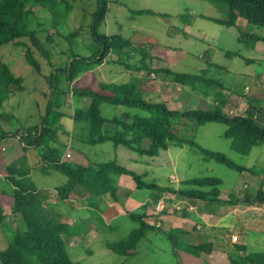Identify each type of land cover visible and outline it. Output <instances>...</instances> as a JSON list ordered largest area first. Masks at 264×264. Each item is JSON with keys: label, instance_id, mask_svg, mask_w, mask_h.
<instances>
[{"label": "rangeland", "instance_id": "rangeland-1", "mask_svg": "<svg viewBox=\"0 0 264 264\" xmlns=\"http://www.w3.org/2000/svg\"><path fill=\"white\" fill-rule=\"evenodd\" d=\"M63 1H65L63 6L57 8V11L61 12L57 14L58 31L50 22L55 1L45 3L43 8L36 11V16L31 21L32 28L46 29V33H39V37L41 40H46L50 50L49 60H45L38 52H33L40 62V72L34 71L26 63L23 57L24 47L17 44V40L0 47L1 60L10 65L15 75L23 78L24 86V91L11 89L3 97L0 127L4 131L30 132L33 126L39 125L40 114L49 95L45 81L49 69L63 67L70 58L71 51L88 54V48L94 45L89 26L96 0ZM66 4L71 6L70 12L65 11ZM140 8H150L166 13L167 16L130 13V10ZM198 14L223 17L224 5L218 8L206 0H108L105 20L99 30L106 35H119L130 40L134 51L122 56L123 59L126 58L124 62L127 60L132 65L137 64L143 52L150 56L146 62L151 68L169 67L175 71L188 73H197L200 69L206 68V77L219 81L223 86V89L213 86L210 93L204 96L198 90H190L186 86L170 82L161 74L151 72L143 87L142 97L145 100L150 102L164 100L171 109H210L215 103L213 93L220 91V98L226 97L222 107L225 112L245 114L246 107L254 105L259 108L254 112L259 123L264 126V41H256L252 47H247L237 41L236 27L219 25L199 17ZM239 29L256 33L264 38V27L247 23L244 19H240ZM69 33L74 35L70 40L66 38ZM19 40L27 41L25 38ZM109 57L115 59L116 53L111 52ZM250 58H253L252 61L248 60ZM207 61L211 62V65H207ZM130 76H133L132 73L118 64L103 63L81 76V79L77 78L79 79L77 85L98 89L97 84L100 81L122 83L129 80ZM87 104L88 98L69 97L62 108L65 116L60 120L61 127L57 131L54 145L62 149L64 159L76 160L77 152L79 160L76 161L81 163L114 160L118 165L139 174L143 181L174 188L190 187L185 183L187 179L217 177L220 179L218 188L219 196L222 198H226L227 193L231 191L238 195L244 191L255 194L260 181L264 178V147L255 145L247 154L234 151L231 148V140L223 136L225 125L217 122L197 124L189 118L174 121L178 125L185 123L189 128V136L200 146L222 152L234 163L246 168H254L258 173L236 171L213 159L205 158L196 148L183 143L168 142L166 149H159L156 155L147 156L123 145L114 146L109 141L95 145L79 142L77 138L85 131L86 123L75 122L71 115L74 108L86 107ZM124 113L148 114L135 107L109 103L100 105V114L104 117L120 116ZM143 145H146V142ZM32 148L33 151L19 154L17 165H20V169L23 167L26 171L29 169L28 173L38 187L49 190L45 204L50 211L61 212V215L58 214L63 221H72L75 217H79L89 220L90 224L98 227L93 236V232L91 233V237L88 235L67 241L66 250L71 264L197 262L191 255L187 258L173 255L172 244L161 228L155 231L148 230L139 240L135 251L128 256L118 255L104 244V241H116L122 238L137 226V223L124 212L132 207L128 202L135 204L133 211L144 213L147 211L149 215L153 211L157 197H163L166 204L170 205L178 199L177 196L168 197V194H160L153 189H137L130 176L122 174L112 175L117 187V201L109 195H102L94 198L91 205L88 203L89 198L81 197L78 200L73 198L68 201L71 203H67L59 200L53 190L54 186L64 183L66 177L55 170L42 172L38 154L35 148ZM17 150H20V147ZM15 154L16 152L13 155ZM0 173H6L1 162ZM203 189L207 190L209 187L205 186ZM11 192L12 185L0 175V205L7 215L12 201ZM251 201L254 204L260 203L254 197ZM157 215L159 216H150L148 221L152 224L161 222L163 227L166 226L164 220H161L163 213ZM260 215L262 216L260 221L263 222L264 211H261ZM80 219L77 221L80 223L73 224L75 227L81 224ZM7 220L13 227V222L9 218ZM231 221L232 216L227 215L223 218L222 224ZM241 221V219L235 220L234 228L230 229V232H226L223 225H219L218 231L224 235L222 243L225 247L230 249L235 247L233 242H230L232 232L239 236V242H244L248 250H264V227L263 229L261 227L264 223L253 225L255 229L245 231L242 230ZM93 230L91 229L90 232ZM6 243V234L0 226V249H3ZM203 255L206 256L205 253Z\"/></svg>", "mask_w": 264, "mask_h": 264}, {"label": "trees", "instance_id": "trees-1", "mask_svg": "<svg viewBox=\"0 0 264 264\" xmlns=\"http://www.w3.org/2000/svg\"><path fill=\"white\" fill-rule=\"evenodd\" d=\"M54 1L55 9L51 10L53 14L50 22L58 31L57 14L61 12H58L57 8L63 6L65 1L0 0V47L17 40L16 43L24 47L23 57L26 63L36 72H40V62L33 52L36 51L45 60H49L50 50L46 40H41L39 37V33H46V29L32 28L31 21L38 9L43 8L45 3ZM206 1L218 8L224 5V15L213 17L198 14L199 17L219 25L236 27L238 29L237 41L247 47H252L256 41H264L261 35L239 29L240 19L264 27V0ZM107 3L108 0H96L89 26L94 45L88 48L89 53L71 51L72 54L63 67H51L48 75L45 76L49 95L44 110L40 114L39 125L33 126L30 132L25 131L26 134L19 130L4 131L0 127V141L10 136L18 138L23 149L28 146L36 149L42 172L55 170L63 174L66 181L53 188L59 200H65L69 195L78 191L87 195L91 204L94 198L102 195H109L117 201V187L112 175L123 174L130 176L137 189H153L159 191L160 194L171 192L179 198L249 205L254 197L262 202L264 200V178L260 181L255 194L244 191L238 195L231 191L227 193L226 198H222L219 196L220 179L217 177L187 179L185 183L190 187L174 188L143 181L139 174L118 165L114 160L89 164L63 158L62 149L54 145L57 131L61 127L60 120L65 116L62 108L69 97L72 99L88 98L87 106L74 108L71 115L75 122L86 123L85 131L78 136V140L84 144L95 145L109 141L114 146L123 145L141 155L154 156L159 149H166L168 142L183 143L196 148L205 158L213 159L231 169L258 173L254 168H246L234 163L222 152L200 146L189 136V128L185 123L178 125L174 122L189 118L197 124L222 123L225 125L223 136L231 140V148L240 154H247L255 145L264 147V126L259 123L254 112L257 107L247 106L245 114L225 112L222 107L226 97L220 98V91L213 93L215 103L210 109H171L164 100L157 102L145 100L142 97L143 87L151 72L161 74L170 82L186 86L190 90H198L204 96L210 93L213 86L220 89H223V86L219 81L206 77V68L200 69L197 73L175 71L169 67L151 68L146 62L150 56L143 52L137 64L132 65L127 60L124 62L126 58L123 59L122 56L134 51L130 40L119 35H106L99 30L105 20ZM65 6V11L70 12L71 6L67 4ZM130 13L132 15L167 16L166 13L150 8L132 9ZM72 36H74L73 33H69L66 38L70 40ZM21 38L27 41L19 40ZM111 52L116 53L115 59L109 57ZM248 60L252 61V59ZM103 63L118 64L124 70L131 72L133 76L122 83L100 81L97 84L98 89L77 85V78ZM206 64L211 65V62L207 61ZM11 89L24 91L23 78L15 75L10 65L0 58V109L3 97ZM102 103L135 107L148 114L124 113L120 116L104 117L100 114ZM145 142L146 145H143ZM5 170L4 179L12 185L10 193L12 201L8 215L4 213L0 205V226L7 237L6 246L0 249V264H71L66 246L67 241L78 232L77 227L63 221L60 218L61 212L50 211L45 204L49 190L37 187L27 172L18 169L14 163L5 166ZM205 186L209 189H203ZM125 212L131 220L137 223V226L116 241L104 242L109 250L121 256H128L134 252L139 240L148 230L160 229L158 224H152L146 220L144 212L133 210H125ZM8 218L13 222V227L9 225ZM165 234L174 247L191 254L197 255L210 251V246L204 243L182 245L177 235L171 230ZM235 248L236 251L246 250V252L243 255L238 253L234 258H230L229 264H264V250H247L245 245H237Z\"/></svg>", "mask_w": 264, "mask_h": 264}, {"label": "crops", "instance_id": "crops-1", "mask_svg": "<svg viewBox=\"0 0 264 264\" xmlns=\"http://www.w3.org/2000/svg\"><path fill=\"white\" fill-rule=\"evenodd\" d=\"M262 41V40H261ZM263 42V41H262ZM251 59V58H250ZM253 59V58H252ZM86 75L83 74L81 75L82 77ZM80 76V77H81ZM79 77V79H81ZM78 79V81H79ZM78 139V138H77ZM4 142H3V141ZM6 141V142H5ZM79 141V140H78ZM80 142V141H79ZM20 147V150H17V148ZM33 146H28L26 149L22 148V144L19 142L18 138L16 137H5L1 139L0 141V162L4 164V167L7 166L8 164L14 163L15 166L20 169V165H17L18 158L20 157V153H27L30 151H33L32 148ZM36 150V149H34ZM16 152L15 155H13ZM71 156V154H70ZM76 160H79V157L77 156V152L75 154ZM82 156V154H81ZM75 158V157H74ZM80 162V161H78ZM22 165V164H21ZM29 168V167H27ZM23 170L25 172H29L25 167H23ZM29 174V173H28ZM0 175L4 178L5 174ZM38 187V186H37ZM135 187V186H134ZM165 194H168V197H174L173 193L170 192H165ZM166 196V195H165ZM85 198L88 199V196L79 193L78 191L72 193L69 195V197L63 201H67V203H71L68 201H71L73 198H76L77 200L79 198ZM161 198V197H157ZM167 198V196H166ZM156 199V200H157ZM88 203L91 205V203ZM169 201V200H168ZM175 201V200H174ZM171 202V201H170ZM173 202V200H172ZM131 204V209L135 207V204L133 202H128ZM11 204V203H10ZM179 204L183 207V211L181 212H168L163 215H161V220H164V223H166V226H162L163 223H156L158 224V227L162 229L164 233H167L168 231L171 230L175 235H177L179 242L183 244L186 243H193V244H199V243H204L208 246H210V251L209 253H205L206 256L203 255L204 252H201L197 255L191 254L189 252L184 251L183 249L174 247L172 245L171 251L173 255L177 256H182L183 258L191 257L194 256L197 260V262H192V263H184L181 262L182 264H229V259L234 258L236 254L243 255L245 254V251H236V246L237 245H245L247 248L246 244L244 242H239V236H237L235 233H230L231 239L230 242H233L234 244V250L225 247V245L222 243L223 242V237L224 235L222 234L221 231H218L219 225H223V227L226 229V232H230V229H233L235 225V220L241 219V224H242V230L249 231L255 229L253 225L259 224V223H264L261 222V215L260 212L264 211V200L260 202L259 204H254L251 203L249 205H244V204H223L219 203L218 205L215 202H204L201 200H189L186 198H179L172 204L168 205L171 208L173 205ZM128 210V211H130ZM125 212V210H124ZM151 214H147L148 212L146 211L144 214L146 215V220L148 221V218L151 216H159L154 213V211H151ZM125 214H127L125 212ZM227 215L232 216V221L229 223H224L222 224L223 218H225ZM249 217V218H247ZM79 217H75L72 221H66L70 224H75V223H80L77 222ZM81 224H79V227H77L78 232L76 233L75 236L71 237L70 239H75V238H84L88 235L91 237L95 234V230L98 229V227L94 224H90L89 220H83L80 219ZM149 222V221H148ZM150 223V222H149ZM110 226V225H106ZM263 229V225L261 226ZM96 228V229H94ZM89 229V231H88ZM93 230L90 232V230ZM223 230V229H222ZM224 231V230H223ZM90 234H89V233ZM235 237V239H233ZM105 242V241H104ZM248 250V249H247ZM236 252V253H235ZM133 253V252H132ZM191 255V256H190ZM175 263H180V262H175ZM172 263V264H175Z\"/></svg>", "mask_w": 264, "mask_h": 264}, {"label": "built area", "instance_id": "built-area-1", "mask_svg": "<svg viewBox=\"0 0 264 264\" xmlns=\"http://www.w3.org/2000/svg\"><path fill=\"white\" fill-rule=\"evenodd\" d=\"M24 134H26V132H24ZM181 209H183V207L179 204H175L173 205L172 208L171 207L169 208L163 197L158 198L153 205V211L155 214H160V213L165 214L168 212L171 213L174 210H181ZM233 239H235V237H233Z\"/></svg>", "mask_w": 264, "mask_h": 264}]
</instances>
